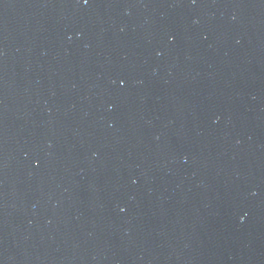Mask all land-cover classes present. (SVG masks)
Segmentation results:
<instances>
[{
  "label": "water",
  "instance_id": "1",
  "mask_svg": "<svg viewBox=\"0 0 264 264\" xmlns=\"http://www.w3.org/2000/svg\"><path fill=\"white\" fill-rule=\"evenodd\" d=\"M0 264H264V0H0Z\"/></svg>",
  "mask_w": 264,
  "mask_h": 264
}]
</instances>
